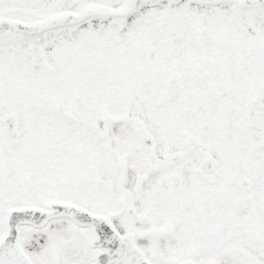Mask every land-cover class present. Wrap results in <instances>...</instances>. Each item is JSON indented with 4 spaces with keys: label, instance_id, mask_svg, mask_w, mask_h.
<instances>
[{
    "label": "snow or ice",
    "instance_id": "6c2138e0",
    "mask_svg": "<svg viewBox=\"0 0 264 264\" xmlns=\"http://www.w3.org/2000/svg\"><path fill=\"white\" fill-rule=\"evenodd\" d=\"M0 264H264V0H0Z\"/></svg>",
    "mask_w": 264,
    "mask_h": 264
}]
</instances>
